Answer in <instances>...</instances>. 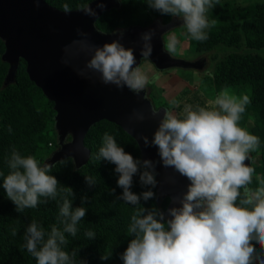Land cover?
<instances>
[{
	"label": "clouds",
	"instance_id": "9594fccd",
	"mask_svg": "<svg viewBox=\"0 0 264 264\" xmlns=\"http://www.w3.org/2000/svg\"><path fill=\"white\" fill-rule=\"evenodd\" d=\"M93 2L101 10L106 6V0ZM219 3L220 0H147V6L160 15L180 18L190 37L201 42L208 39L206 30L216 24L215 20L209 21L207 13ZM63 10L70 13L67 4ZM81 11L97 16L91 4ZM113 34L122 39L124 32L116 30ZM153 35L154 31L149 30L140 36V55L144 59L151 57ZM176 44L175 38L171 39L165 45L166 51L173 53ZM87 50L92 55L86 68L98 73L103 84L127 87L136 94L146 87V76L134 67V49L126 48L120 39L100 47L87 46ZM171 103L179 107L177 101ZM209 103L210 108L193 109L186 105L183 118L165 110L151 142L147 136L141 137L146 147L157 149L164 168L173 169L188 183L178 198V206L167 209V217L155 208H140L132 215L128 234L133 238L120 256L123 264H264V178L257 177L260 186L256 189L249 187L255 169L245 163L250 160V153L258 150L260 140L239 125L251 100L248 95H232L225 87ZM152 113L156 115L157 111L153 109ZM97 158L115 165L119 174L117 187L122 189L118 199L135 206L141 199L147 202L156 197L151 190L158 184L156 163L152 160L134 158L107 132ZM8 167L10 172L2 187L18 213L36 208L41 197L46 202L59 195V181L48 174L51 165L41 166L35 157H22L13 150ZM137 175L140 185L149 188L139 195L131 190ZM85 182L90 187L95 185L92 177H85ZM61 191L65 194L59 212L63 230L53 226L45 240L44 230L35 221L26 229L25 247L37 264H76L77 252L69 254L62 246L68 243L65 233L76 236L77 225L87 211L84 207L72 208V201L67 198L74 196L70 187ZM85 200L87 197L82 198V204ZM85 235L95 238L90 230Z\"/></svg>",
	"mask_w": 264,
	"mask_h": 264
},
{
	"label": "trees",
	"instance_id": "16d2710c",
	"mask_svg": "<svg viewBox=\"0 0 264 264\" xmlns=\"http://www.w3.org/2000/svg\"><path fill=\"white\" fill-rule=\"evenodd\" d=\"M45 1L61 10L65 4L70 10H75L92 0ZM244 1V6H233L229 0H220L219 5L207 14L209 21H216L214 27L206 30L208 39L196 41L188 34L187 40L189 47L197 53L213 51L210 54L214 60L221 45L233 49L215 61L209 79L216 91L221 92L227 87L239 97L248 95L251 100L239 125L260 140L258 150L250 153V167L255 172L249 187L256 189L260 186L257 177L264 178V0ZM173 18L150 9L147 0H124L104 10L96 19L95 26L108 33L133 25L145 27L154 21L165 24ZM167 40L163 36V42ZM242 47L244 50H237ZM4 50V42L0 39V173L3 174L0 175V264H37L25 247L26 229L35 221L44 230L45 240L53 226L63 230L64 225L60 223L63 218L59 217V212L65 195L61 189L65 187L73 190L74 196H67L72 201V208L84 207L87 212L77 225L75 237L65 233L68 243L62 249L69 254L77 252L76 264H123L120 256L133 238L128 234L132 215L140 208L164 211L169 198L165 197L160 202L156 197L147 202L141 199L135 206L117 198L122 189L117 187L119 174L115 172V165L97 158L104 133L112 135L117 144L134 158L142 160L141 152L134 137L121 126L101 119L84 136V145L89 150L85 163L76 167L72 158L67 157L51 165L48 174L59 181L57 198H49L45 202L41 197L36 208H26L18 213L2 187L4 177L10 172L8 160L11 153L15 150L22 157L33 156L43 166L58 147V142L54 102L29 78L23 58L19 60L14 80L3 85L9 67L8 62L1 58ZM205 100L203 93L196 91L189 104L193 109L196 106L210 108ZM164 105L169 107V104ZM173 107L171 105L167 109ZM85 177L94 178L95 185L90 187ZM131 190L139 195L149 188L140 185L137 175L133 178ZM151 190L156 193V188ZM83 197L87 200L82 204ZM89 230L95 233L94 239L85 235ZM256 248L259 251L258 245ZM102 256L109 258L102 259Z\"/></svg>",
	"mask_w": 264,
	"mask_h": 264
},
{
	"label": "water",
	"instance_id": "95a60500",
	"mask_svg": "<svg viewBox=\"0 0 264 264\" xmlns=\"http://www.w3.org/2000/svg\"><path fill=\"white\" fill-rule=\"evenodd\" d=\"M89 4L97 16L85 15L81 11L83 7L65 14L64 10L45 0H0V39L5 45L1 58L9 64L3 85L14 80L19 60L23 58L29 78L54 102L58 147L46 159V164L52 165L71 157L76 167L81 166L89 157V150L83 142L87 130L101 119L121 126L137 141L141 159L156 163V200L160 202L165 197L169 198L163 211L167 217V209L178 206V198L186 191L188 181L173 169L164 168L159 163L157 149L146 147L141 139L147 136L151 142L166 108H155L144 89L136 94L127 87L121 89L103 84L98 73L86 68L92 55L87 46L100 47L120 39L126 48L134 49L135 67L143 59L140 36L152 30L153 51L149 60L155 67L188 68L192 63L172 57L164 48L163 34L174 27L173 19L165 24L154 21L145 27L133 25L118 29L124 32L121 39L113 34L116 30L106 33L95 26L96 19L104 10L119 3L106 0L103 10L93 0L85 6ZM81 72L84 75H80ZM153 109L157 111L156 115H153ZM245 163L250 166V160Z\"/></svg>",
	"mask_w": 264,
	"mask_h": 264
},
{
	"label": "rangeland",
	"instance_id": "374dc122",
	"mask_svg": "<svg viewBox=\"0 0 264 264\" xmlns=\"http://www.w3.org/2000/svg\"><path fill=\"white\" fill-rule=\"evenodd\" d=\"M233 6H244L246 1L244 0H229ZM217 7V5H216ZM208 14V13H207ZM174 27L163 34L168 40L164 43L166 45L171 39L175 38L177 41L176 49L173 53H169L174 58H180L184 60H191L193 67H195L197 61L194 59L205 56V63L196 69L186 68L182 66H172L166 69H159L155 67L151 60L142 59L141 62L136 66L140 73L147 78V85L144 88L149 92V98L155 107H165L166 110H170L183 118V110L186 105H190V99L193 100L194 93L196 91L203 93L205 101L210 104V101H214L216 96L220 93L216 91L210 83V75L212 73L215 61L221 58L227 52L233 50L220 46V50L216 51L217 59L211 58L212 52L197 53L189 47L187 40L188 33L187 29L180 18H175ZM237 50H244V47ZM198 61H204L199 59ZM230 94L239 97L235 92L229 89ZM175 100L179 103V108H170L173 105L171 102ZM195 101V100H194ZM164 104H169V107ZM183 107V108H182Z\"/></svg>",
	"mask_w": 264,
	"mask_h": 264
},
{
	"label": "flooded vegetation",
	"instance_id": "af4514ba",
	"mask_svg": "<svg viewBox=\"0 0 264 264\" xmlns=\"http://www.w3.org/2000/svg\"><path fill=\"white\" fill-rule=\"evenodd\" d=\"M175 18H176V17H174L173 20H175ZM204 57H205V56H203V55L201 56V55H200V57L194 59L195 61H197V63L194 64V65H196L195 67H200V66L203 65V62L205 63V58H204ZM200 58L203 59L204 61H198ZM187 60H188V59H187ZM188 61L192 62L191 60H188ZM195 67L191 66V67H188V68L196 69ZM144 90H145V89H144ZM145 94H146V96L149 97V92H148V91L145 90Z\"/></svg>",
	"mask_w": 264,
	"mask_h": 264
}]
</instances>
